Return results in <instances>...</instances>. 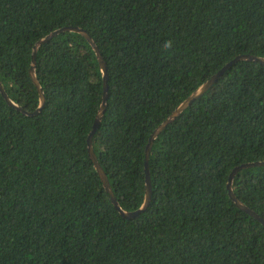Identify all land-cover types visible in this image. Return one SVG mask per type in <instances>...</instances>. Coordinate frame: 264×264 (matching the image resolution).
<instances>
[{"label":"trees","instance_id":"trees-1","mask_svg":"<svg viewBox=\"0 0 264 264\" xmlns=\"http://www.w3.org/2000/svg\"><path fill=\"white\" fill-rule=\"evenodd\" d=\"M67 27L107 65L93 148L124 212L144 203L154 131L235 58H264V0H0V82L29 113L34 46ZM35 73L39 113L0 93V264H264V224L227 188L233 169L264 162V63H235L159 134L134 219L88 153L104 97L91 43L57 34ZM233 191L264 220V167L240 170Z\"/></svg>","mask_w":264,"mask_h":264},{"label":"water","instance_id":"water-1","mask_svg":"<svg viewBox=\"0 0 264 264\" xmlns=\"http://www.w3.org/2000/svg\"><path fill=\"white\" fill-rule=\"evenodd\" d=\"M65 31H70V32H76L79 34H82L93 46L97 58H98V62L99 65L101 67V71L103 73V79H104V97H103V102L102 105L99 109V112L97 114V117L95 119L94 125H93V129L91 131V133L88 136V153L89 156L93 162V165L104 185L105 190L107 191V193L109 194L111 201L114 205V207L121 213V215L127 219H134L136 216H138L140 213H142L143 211H145L151 201V196H152V186H151V176H150V170H149V159H150V153L152 150V146L153 143L155 141V139L159 136V134L167 127V125H169L170 123H172L193 101H195L196 99L200 98L208 89H210L217 81L218 79L225 73V71L227 69H229L231 66H233L235 63L239 62V61H243V60H251V61H260L262 63H264V58H257L254 56H249V55H242L239 56L237 58H235L233 61H231L226 67H224L219 73H217L216 75H214L211 79H209L207 82H205L199 89H197L196 91H194L183 103H181V105H179L175 111L154 131V133L151 135L150 139H149V143L147 145L146 148V152H145V175H146V193H145V200L144 203L142 205V207L134 212H124L112 190H111V186L109 184L107 175L105 174L104 170L102 169L100 163L97 160V157L95 155L94 152V148H93V136L96 132V130L99 128L101 121L103 119V116L105 114V110L107 108V99H108V86H107V80H108V73H107V65L104 61V59L102 58L101 53L99 52V50L97 49V47L95 46V44L93 43V41L91 40L90 36L82 29L80 28H73V27H67V28H63L60 30H57L53 33H51L50 35L46 36L45 38L41 39L39 42L36 43V45L34 46L33 49V54H32V64H31V69H30V75H31V79L33 81V83L35 84V86L37 87L38 93H39V99H40V106L38 107V109L36 111H34L33 113H29L27 111H25L23 108H21L19 105H17L16 103H14L7 95L6 91L4 90L1 82H0V93L2 94V96L5 98V100L7 101V103L9 105H11L12 107L20 110L22 113H24L25 115H35L37 113H39L45 105V96H44V92L42 87L40 86L38 79L36 77V73H35V67H36V56H37V52L39 50V48L41 47L42 44H45L46 42H48L52 37L56 36L59 33L65 32ZM249 167H264V162H255V163H247V164H243L240 167H236L235 169H233V171L231 172L230 176H229V181L227 184V188L229 191V196L230 198L235 202V204L237 205L238 208H240L241 210L247 212L248 214H250L251 216L255 217L256 219H258L259 221H261L264 224V220L262 218H260L255 212L251 211L247 206H245L242 202H240L238 200V198L236 197L234 191H233V180L234 177L236 176V174L245 168H249Z\"/></svg>","mask_w":264,"mask_h":264}]
</instances>
